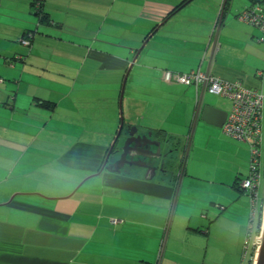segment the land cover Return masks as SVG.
Segmentation results:
<instances>
[{
  "label": "crops",
  "instance_id": "1",
  "mask_svg": "<svg viewBox=\"0 0 264 264\" xmlns=\"http://www.w3.org/2000/svg\"><path fill=\"white\" fill-rule=\"evenodd\" d=\"M183 1L46 0L51 23L38 25L33 0H0V264H255V248L244 256L249 198L237 187L249 147L201 120L189 139L202 88L164 74L200 70L264 92V32L238 20L254 2L237 0L212 56L223 0H191L171 14ZM34 29L29 50L19 39ZM209 94L205 102L229 112L231 101ZM122 121L121 147L134 127L179 138L181 151L189 139L176 179L129 166L85 180Z\"/></svg>",
  "mask_w": 264,
  "mask_h": 264
},
{
  "label": "built area",
  "instance_id": "2",
  "mask_svg": "<svg viewBox=\"0 0 264 264\" xmlns=\"http://www.w3.org/2000/svg\"><path fill=\"white\" fill-rule=\"evenodd\" d=\"M254 10H246L241 13L239 19L249 22L264 30V13L256 6ZM166 81H174L184 85L205 84L206 91L210 94L221 95L231 101V108L222 127L225 135L245 142L250 147L249 178L242 181V186L248 189H256L260 180V167L263 157L264 144V92L245 87L240 82H226L211 74L200 70L188 73H174L167 71L164 74ZM194 83V84H193ZM252 198L255 204L256 193ZM261 234V233H260ZM260 234L254 236L255 250L260 245ZM248 238L246 239V243ZM247 248V247H246Z\"/></svg>",
  "mask_w": 264,
  "mask_h": 264
},
{
  "label": "water",
  "instance_id": "3",
  "mask_svg": "<svg viewBox=\"0 0 264 264\" xmlns=\"http://www.w3.org/2000/svg\"><path fill=\"white\" fill-rule=\"evenodd\" d=\"M236 1L237 0H223L222 1L221 12L219 15L215 37L213 40V47H212V52H211L212 56L216 48L215 45L217 42L219 29L223 22V18L226 14L230 12L231 5H233ZM252 1L257 4L261 2V0H252ZM143 47L144 45L140 47L138 52L141 51ZM212 56L210 57V59L212 58ZM133 62H135V60ZM205 92H206V89H205V86H203L195 102L193 123L191 127V132L189 134V139L193 135L194 128H195L197 121L201 120V121L206 122L207 124L216 126L218 128H222L227 119V116H228L227 111L217 108L216 106L208 102H205V99H204ZM123 123L124 122L122 121V124L118 130L117 136L109 149V155L107 157L106 162L101 167L99 172H97L96 174L92 176L87 177L85 180L93 176L99 175L100 172L104 170L110 171V172H120L122 168L125 167V165H130V166L134 165V166L143 168L144 171H147L146 172L147 177H148L149 171H153L152 175H150V178H149V179H152L156 175V170L158 171V173H166L167 172L166 165L167 164L172 165L173 160H174L173 153L178 152L181 147L182 141L179 138L176 140V142H174V145L178 146V148L174 150L169 149L168 151H166V149L170 145L171 139L167 138L166 136H164L161 139H156L158 136H155L154 133L152 132L143 133L141 131L139 132L138 128L134 127V128H131V131L128 133V138L124 141L123 146L121 147V153H120V147L117 146V144H118V141L119 143L122 142L121 135L126 134V132L122 134L123 133ZM189 139H188V142L185 148L184 158L187 156L188 149L190 146ZM153 147L156 148V153H153ZM114 150H117V152H119L120 154L119 156L115 157L117 159L114 162L107 164L108 159ZM162 151L164 153H162ZM145 152H147V155L145 154ZM133 153H135L136 155L142 158L147 157L151 159V161H153L154 164L158 162V166H155L154 164H148L146 161H143L141 159L134 161V162H130L128 160V156ZM85 180H83L78 185V187L74 190V192H72L68 197L72 196L78 190V188L84 183ZM255 264H264V218H263V224H262L261 234H260V245L256 252Z\"/></svg>",
  "mask_w": 264,
  "mask_h": 264
},
{
  "label": "trees",
  "instance_id": "4",
  "mask_svg": "<svg viewBox=\"0 0 264 264\" xmlns=\"http://www.w3.org/2000/svg\"><path fill=\"white\" fill-rule=\"evenodd\" d=\"M190 1L191 0H184L182 3H180L171 12V14H173L174 12H176L180 7H182L183 5L187 4ZM45 3H46V0H33V3H32L33 10H34V14H35V16L38 17V22H39L38 25H41V24H50L51 23V19H50L48 13L45 11ZM257 5H258L257 3H254L253 6L251 5L247 9L254 10V9H256L254 7H256ZM258 7H259V5H258ZM261 9H262L261 12L264 13V9L262 8V6H261ZM240 15H241V13H238L237 16H236L238 18V20H240L239 19V16ZM167 17H169V16H167ZM247 23H249V22H247ZM262 31L264 32V30H262ZM36 33H37V29H34V30H25L23 32V34L21 35V37L19 39V42L23 46L27 47L30 50L32 48V42H33V39H34ZM16 59H18V58H16L15 56H12V57L9 58V61L12 63L13 60H16ZM20 60L22 61L23 58H20ZM174 73H178V72H174ZM0 81L2 82V79H0ZM187 86H190V85H187ZM33 101L36 103V105L39 108L45 109V110H48V111H53L55 109V107H56V102L55 101L40 99L39 97H35ZM5 105L6 106H10V101L6 102ZM263 128H264V126H263ZM243 143H245V142H243ZM248 147H249V145H248ZM249 153H250V147H249ZM263 154H264V144H263ZM250 158H251V153H250ZM250 158H249V162H250ZM261 160H262V163H261V167H260V171H259V173H260V180H259V185H257V188L256 189L253 190V189L244 188L242 186V184H241L242 181H244V180H246L247 178L250 177L249 176L250 166L248 168V173L245 176V178L244 179H240L237 182V187L242 192H245L248 195V198H249V206H250L249 224H248V227H247V234H246V238H245V241H244V256L248 255L249 254V251L252 250V249H254L253 240H254V236H256L255 235L256 233L254 232V219H255L258 211H259V207H260V203H261V198H260L259 190H260L261 183H262V179H263L262 177L264 176V155H263V157H262ZM254 191L256 193V198L254 199L255 200V204L253 205L251 201H252V198H254V193H253ZM247 238H248V242L246 243V239Z\"/></svg>",
  "mask_w": 264,
  "mask_h": 264
},
{
  "label": "rangeland",
  "instance_id": "5",
  "mask_svg": "<svg viewBox=\"0 0 264 264\" xmlns=\"http://www.w3.org/2000/svg\"><path fill=\"white\" fill-rule=\"evenodd\" d=\"M184 86V85H183ZM180 88H182V87H180ZM187 88V87H186ZM207 97H210V94L207 96ZM211 97H215L216 98V100H221V99H227V100H229L228 98H226V97H223V96H221V95H215V94H213V96H211ZM214 98V99H215ZM230 101V100H229ZM128 102H129V100H128ZM127 102V103H128ZM231 103V102H230ZM205 126H207V128L208 129H210V130H212V131H214V132H220L222 129L220 128V130L218 129V128H215V127H212V126H209V125H206L205 124ZM222 132V131H221ZM223 134V133H222ZM171 140H170V145H169V149L171 150H174V149H176V148H178V146H176V145H174V142H176V140L174 139V137L173 138H170ZM197 143H201V144H204L205 145V140H204V138H202L201 139V137L199 136L198 138H197ZM183 145V144H182ZM181 145V146H182ZM184 146V145H183ZM181 148L182 147H180V150L178 151V152H175V153H173V157H174V160H173V163H172V165H170V164H167L166 165V170H167V174L166 173H158V174H162V175H164L165 177H163V179H176V177H178V174H179V170L181 169V166L183 165V163H184V167H185V164H186V162H187V157H185L184 158V154H185V150L184 149H182V151H181ZM212 148V145L211 144H209L208 145V147H207V151H210V149ZM168 149V150H169ZM167 151V150H166ZM204 151H206V149L204 150ZM180 152H182V154H183V156H182V154H181V156H180ZM162 153H164L163 151H162ZM188 155V154H187ZM207 164L209 163V162H206ZM157 164V163H156ZM206 164V165H207ZM126 169V168H125ZM125 169H123L122 168V170H125ZM190 168L188 167V170H189ZM144 173H145V175H146V172L144 171ZM86 177H84L79 183H77V185L68 193V194H66L67 196H69L72 192H74V190L76 189V187L78 186V184H80L84 179H85ZM61 192V191H60ZM78 194L80 195V192H78V193H76V196H78ZM66 197V196H65ZM64 197V198H65ZM60 198V197H59ZM246 258H247V255H246Z\"/></svg>",
  "mask_w": 264,
  "mask_h": 264
},
{
  "label": "flooded vegetation",
  "instance_id": "6",
  "mask_svg": "<svg viewBox=\"0 0 264 264\" xmlns=\"http://www.w3.org/2000/svg\"><path fill=\"white\" fill-rule=\"evenodd\" d=\"M122 137H123V135H121V140H122ZM127 138H128V134L126 135V139H127ZM122 142H123V140H122ZM122 142L119 143V141H118V144H117V145L120 147V153H121V144H122ZM153 153H156V148H155V147H153ZM145 154L147 155V152H145ZM116 159H117V158L114 157V154H112V156L109 157V159H108V163H107V164H109V163H111V162H114ZM139 159H141V160H143V161H146L148 164H154L153 161H151V159H149V158H147V157H143V158H142V157L136 155L135 153H133V154H131V155L128 156V160H129L130 162H134V161H137V160H139ZM154 165H155V166H158V162H157V164L155 163ZM129 166H130V165H125V167H123V168L125 169V168H127V167H129ZM132 166H134V165H132ZM145 172H147V171H145ZM152 172H153V171H149L148 176L152 175ZM156 175H158V171H157V170H156Z\"/></svg>",
  "mask_w": 264,
  "mask_h": 264
},
{
  "label": "bare ground",
  "instance_id": "7",
  "mask_svg": "<svg viewBox=\"0 0 264 264\" xmlns=\"http://www.w3.org/2000/svg\"><path fill=\"white\" fill-rule=\"evenodd\" d=\"M194 84V83H193ZM192 86H195L196 88H202L203 86H205V84L204 83H201V84H199V85H192Z\"/></svg>",
  "mask_w": 264,
  "mask_h": 264
},
{
  "label": "clouds",
  "instance_id": "8",
  "mask_svg": "<svg viewBox=\"0 0 264 264\" xmlns=\"http://www.w3.org/2000/svg\"><path fill=\"white\" fill-rule=\"evenodd\" d=\"M260 7V6H259ZM261 8V7H260ZM209 74V73H208ZM206 89V88H205ZM207 92V91H206Z\"/></svg>",
  "mask_w": 264,
  "mask_h": 264
}]
</instances>
